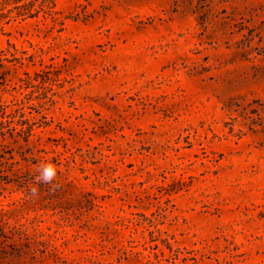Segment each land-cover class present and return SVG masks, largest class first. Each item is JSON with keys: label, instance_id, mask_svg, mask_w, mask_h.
I'll list each match as a JSON object with an SVG mask.
<instances>
[{"label": "rangeland", "instance_id": "1", "mask_svg": "<svg viewBox=\"0 0 264 264\" xmlns=\"http://www.w3.org/2000/svg\"><path fill=\"white\" fill-rule=\"evenodd\" d=\"M0 264H264V0H0Z\"/></svg>", "mask_w": 264, "mask_h": 264}, {"label": "clouds", "instance_id": "2", "mask_svg": "<svg viewBox=\"0 0 264 264\" xmlns=\"http://www.w3.org/2000/svg\"><path fill=\"white\" fill-rule=\"evenodd\" d=\"M38 175L35 177L36 184H48L51 186V190H54L58 185L53 184L57 176V168L53 163L41 164L38 167ZM30 196L36 197L38 195V188L33 186L29 189Z\"/></svg>", "mask_w": 264, "mask_h": 264}]
</instances>
